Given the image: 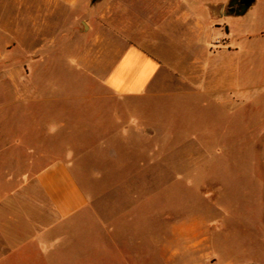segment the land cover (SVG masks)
Wrapping results in <instances>:
<instances>
[{"label": "rangeland", "instance_id": "1", "mask_svg": "<svg viewBox=\"0 0 264 264\" xmlns=\"http://www.w3.org/2000/svg\"><path fill=\"white\" fill-rule=\"evenodd\" d=\"M240 9L228 1L221 14ZM77 31L74 55L10 60L35 66L27 81L37 92L54 86L61 143L70 145L89 199L70 223L62 264H264V104L229 122L209 118L195 97L179 105L125 101L116 122L101 83L114 59L101 36L115 35L98 17Z\"/></svg>", "mask_w": 264, "mask_h": 264}, {"label": "crops", "instance_id": "2", "mask_svg": "<svg viewBox=\"0 0 264 264\" xmlns=\"http://www.w3.org/2000/svg\"><path fill=\"white\" fill-rule=\"evenodd\" d=\"M228 1L0 0V264H62L70 223L89 205L70 145L61 143L54 86L37 92L27 81L35 66L11 58L74 55L77 27L98 17L115 35L101 36L114 58L101 83L116 122L125 101L179 105L194 97L209 118L234 122L264 104V91L252 93L264 90V0L243 15H223ZM41 104L46 112H37Z\"/></svg>", "mask_w": 264, "mask_h": 264}, {"label": "water", "instance_id": "3", "mask_svg": "<svg viewBox=\"0 0 264 264\" xmlns=\"http://www.w3.org/2000/svg\"><path fill=\"white\" fill-rule=\"evenodd\" d=\"M93 2L98 0H92ZM232 5L239 4L241 7V11L237 15H243L245 14L248 9L255 3V0H229Z\"/></svg>", "mask_w": 264, "mask_h": 264}]
</instances>
